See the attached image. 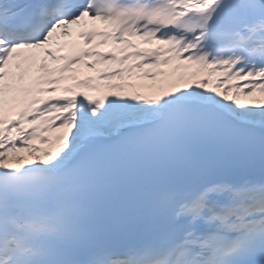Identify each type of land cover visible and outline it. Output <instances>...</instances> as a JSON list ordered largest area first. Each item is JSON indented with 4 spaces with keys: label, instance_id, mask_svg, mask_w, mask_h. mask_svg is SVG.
Returning a JSON list of instances; mask_svg holds the SVG:
<instances>
[{
    "label": "snow or ice",
    "instance_id": "snow-or-ice-1",
    "mask_svg": "<svg viewBox=\"0 0 264 264\" xmlns=\"http://www.w3.org/2000/svg\"><path fill=\"white\" fill-rule=\"evenodd\" d=\"M256 93L264 0H0V264H264Z\"/></svg>",
    "mask_w": 264,
    "mask_h": 264
},
{
    "label": "bare ground",
    "instance_id": "bare-ground-1",
    "mask_svg": "<svg viewBox=\"0 0 264 264\" xmlns=\"http://www.w3.org/2000/svg\"><path fill=\"white\" fill-rule=\"evenodd\" d=\"M153 42H155V41H153ZM173 63H175V61H173ZM126 78H127V76H126ZM138 80V83L139 84H145V82L141 79V77H139V78H137L136 79V81ZM105 90H107V89H102L101 91H105ZM117 91V90H116ZM140 91L141 92H144V93H146V94H152V93H154V92H157V91H159V87L158 86H156L154 89H150V88H141L140 89ZM61 131H63V129L61 130ZM25 155V154H24ZM27 156V155H26Z\"/></svg>",
    "mask_w": 264,
    "mask_h": 264
}]
</instances>
